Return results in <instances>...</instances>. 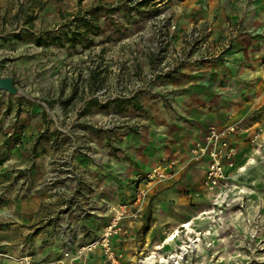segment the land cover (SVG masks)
Wrapping results in <instances>:
<instances>
[{
    "label": "crops",
    "instance_id": "0c3cea01",
    "mask_svg": "<svg viewBox=\"0 0 264 264\" xmlns=\"http://www.w3.org/2000/svg\"><path fill=\"white\" fill-rule=\"evenodd\" d=\"M99 2L108 1L79 0L75 9L77 12H88ZM173 3H177L180 12L175 16L174 48L184 49L186 33L194 27H201L210 30L206 38L207 50L194 51L186 64L159 81L156 86L159 94L146 93L139 100L109 107L115 111L119 108L124 115L133 117L137 126L110 137L115 150H110L105 159H100V156L94 162L80 159L84 162L79 161L74 166L77 171L92 174V181H82L77 188L67 182L51 186L46 183V178L54 165H47V161L44 165L0 167V173L6 170L13 172L11 181L0 176V223H12V232L18 234L17 241H0V249L8 251L0 253V256L19 258L29 255L35 264L57 261L79 264L62 257V235L66 226L73 224L69 221L73 207L66 204L69 199L75 196L82 205V215L80 212L79 216L85 217L82 221L84 229L78 243L84 245L93 237L92 231L97 232L100 228V218H104L100 213L101 201L114 205L126 201L128 195H133L137 189L128 193L131 189L124 187L119 198L115 188L102 193L100 173L124 171L123 179L128 180L132 174L141 173L138 178L143 179L153 167L161 165L171 177L157 185L151 183L147 186L150 193L144 218L136 223H125L128 235L114 236L111 240L120 264H139L141 255L148 254L171 230L181 228L185 221L198 217L194 208L189 207L186 193L192 189L203 190L204 169L200 165L189 164V158L194 143L199 141L206 129L215 124H232L234 120H244L254 113L251 128L258 126L264 130V0H173ZM62 6V2L56 4L54 0H42L37 8H31L33 16L39 14V18L29 25H34L35 29L41 24L51 23V18L59 13L66 15ZM13 7L11 0H0L3 10L0 19H3L6 10ZM96 19L97 34L87 39L92 43L106 27L105 18ZM226 41H231L230 47L221 53L220 48ZM40 110L36 105L32 107L31 112L36 113V119L32 120L40 117ZM44 141L38 146L29 145L28 149L35 154L42 151V147L46 149V155L51 154L50 138L49 142ZM234 141L238 155L235 167L228 174L231 189L222 194L228 202L223 217L230 218L232 223L222 222L219 246L214 245L212 237L206 240L205 251L208 253L205 252L203 264H208L210 257L212 259L211 249L214 247L219 248L221 254L211 264H233L240 260L238 256L241 254L245 255L243 260L251 258L252 264L254 260L264 261V143L260 141L257 149H251L250 153L244 136L237 135ZM117 148L119 151L114 152ZM172 161L178 163L173 168L170 167ZM250 167L253 174L251 189L246 181V171ZM9 184L14 191L1 194L2 187L10 188ZM138 187L144 188L145 182L141 180ZM235 187H244L246 192L238 194ZM76 192L78 195H75ZM213 198L214 194L205 193L193 200L209 205ZM232 202H237L236 210L230 206ZM251 202L254 204L249 206ZM215 206L211 203L207 207L215 212ZM103 221H108V214ZM204 229L205 234L213 232L211 227L205 226ZM195 230L197 232L198 229ZM230 233L235 236L232 241ZM189 256L184 257V262L196 260ZM2 264L9 262L3 260ZM88 264H106L100 250L89 255Z\"/></svg>",
    "mask_w": 264,
    "mask_h": 264
},
{
    "label": "rangeland",
    "instance_id": "374dc122",
    "mask_svg": "<svg viewBox=\"0 0 264 264\" xmlns=\"http://www.w3.org/2000/svg\"><path fill=\"white\" fill-rule=\"evenodd\" d=\"M11 1L14 7L6 10L3 19H0V75L11 77L20 93L11 96L0 91V167L3 165H44L47 161V165H54L50 171L54 174L51 186L65 185L64 183L67 182L77 188L82 181L92 179V174L84 170L80 172L76 167L74 168L79 164V161L84 162L80 159L90 162H94L99 156L100 159H105L110 150L114 149L111 146L114 142L110 141V137L116 136V134L120 135L125 130L137 126L133 117L124 115L119 108L115 111L109 107L114 104L139 100L146 93L155 96L159 94L156 90L158 82L169 77L157 78L155 81L148 80V76L154 70V62L162 60L161 52L164 46L160 40L162 37L160 33L166 29L170 21L176 24L175 16L180 13L177 3H173V0H149L141 7H137L136 4L142 0H107L108 2L96 3L88 10V13L96 15L97 18H105L103 21L106 27L104 26L102 33H98L100 36L94 43L87 41V39H92L91 36H94L88 34L89 36L85 38L84 42H76L73 47L70 38L84 30L80 17L86 18L85 15H89L87 12H77L75 7L79 0H54L56 4L63 3V12L67 14L63 16L59 13L58 16L51 18V23L46 22L47 25L42 26L41 24L35 29H33V24V27L29 24L38 19L39 14L33 16L31 8H37L42 0ZM113 8L116 10L110 12ZM2 12L3 10L0 8V14ZM12 13L15 14L11 15ZM80 14L81 16L78 17ZM163 14L165 18L167 15H171L165 20L164 25L160 19ZM228 44H231V41ZM147 83L148 87L145 85ZM105 87L109 88L105 99L123 92L130 98H116L115 100L94 98L95 94ZM46 103H51L52 106L48 107ZM35 105L41 108L38 113L40 117L37 120H32L36 119V113L31 112ZM93 109L99 110V112H94ZM254 119V113L253 115L251 113L244 120H234L238 129L237 135L244 136V142L249 143L250 153H252L251 149H257L258 146V144L251 143V137L256 129L251 128ZM262 136H264V132H262ZM262 136L260 141L264 143ZM49 138L51 154L46 155L44 152L46 149L42 147L40 148L42 151L35 154L28 149L29 145L38 146L42 144L43 140L49 142ZM117 151H119L118 148L114 152ZM250 169L251 167L246 171L248 173L246 181L251 189L253 174ZM133 171H128V173L132 174ZM12 173V171L6 170L1 172L0 176L4 180L11 181ZM100 175L103 182L102 193L109 188H115L117 198L122 195L124 187L131 189L128 191L130 193L134 188H139L141 180L143 182L142 178H138L141 173L132 174V178L129 180L123 179L125 173L119 170L115 172L107 170L101 172ZM157 184L159 183L155 185ZM9 187H2L1 194L14 191L12 185L9 184ZM148 193L150 191L147 192L142 216L135 221L123 220L117 237L128 235L125 223H136L144 218ZM205 193L207 192L197 189L186 193V199L190 202L189 207L194 208L197 216L205 211H210L207 206H211V203L216 205V210L201 216L194 223L193 228L198 230L196 234H192V238L199 239V241L196 243V247L192 248L184 257L190 255L189 258L193 256L196 260L192 263L183 260L181 264H203L205 252L208 253L205 251L206 240H210L212 237L213 242L216 243L214 245L219 246L223 223L228 221V225L232 223L230 218L223 217L224 211L228 207V202L224 200L223 196L217 201L213 198L211 202L209 201V205L206 202L193 200ZM223 193H225L224 190ZM75 195L78 193L76 192ZM131 198L132 193L128 195L126 201ZM69 200L66 204L73 207L71 208L72 214H69L72 215L69 217V221L73 224L66 226L62 241L66 236L71 237L75 244L81 246L78 240L84 229L82 221L85 218L79 216L82 205L75 196ZM118 203H122V201L116 204ZM116 204L109 206L106 202L101 201L100 213L104 215V218L106 214L109 216L110 207ZM231 204L233 210L238 208L236 207L237 202ZM252 204L254 203H249V206ZM64 210L67 211L68 207ZM104 218H100V228L97 232L92 231L93 237L88 243L99 236L102 227L106 224L103 221ZM202 218L203 220H201ZM149 224H151V219ZM205 226L211 227L213 232L205 234ZM11 228L12 223H0V241H4V239L17 241L18 234L12 232ZM179 230L178 246L184 245L183 243L189 245L186 233L183 232L184 228L181 227ZM173 231L171 230L168 235ZM230 234L232 241L235 236L233 233ZM117 241L116 239L115 242ZM216 247L211 249L212 259L210 257L208 264L215 262L216 257L221 254V250ZM177 248L175 250H178ZM97 250L99 249L92 253ZM7 252L0 249L1 254ZM170 252V249L163 250L160 255L167 257ZM115 254L117 255V253ZM146 254L143 253L141 257L148 255ZM238 257L240 260L234 261L233 264H252L251 258L243 260L245 257L243 254ZM3 260L8 261L9 264L11 262L18 264L17 258L11 255L10 257L5 256V258L0 256V264L3 263ZM254 261L253 264H264V261ZM139 264H141V260Z\"/></svg>",
    "mask_w": 264,
    "mask_h": 264
},
{
    "label": "built area",
    "instance_id": "2783aa9c",
    "mask_svg": "<svg viewBox=\"0 0 264 264\" xmlns=\"http://www.w3.org/2000/svg\"><path fill=\"white\" fill-rule=\"evenodd\" d=\"M168 14V13H167ZM171 14V13H170ZM163 14L160 19L162 24L171 15ZM210 30L201 27H194L186 33L184 38V49L174 48L173 39L176 33V24L170 21L160 33L161 42L163 44V51L161 52L162 60L154 62V70L148 76L149 81H155L157 78L168 77L174 74L180 67L186 64L190 59V54L194 51L207 50V34ZM229 44L226 41L220 48L223 53ZM148 87V83L145 84ZM109 88L105 87L99 90L94 98L105 99L109 93ZM130 98L123 93L111 95L105 100H115ZM263 130L256 127L251 137V143L258 144L261 140ZM238 134L237 125L215 124L211 125L203 133L199 141H196L190 150L189 164L200 165L204 169V178L201 182V187L204 191L214 196L215 201L222 199L223 190L227 191L230 188L228 174L235 167L237 158V145L234 138ZM178 163L176 161L170 162V167L173 168ZM53 173L48 172L46 183L51 185L53 181ZM173 175V174H172ZM171 177L163 166L157 165L153 167L143 178L145 182L144 188H138L134 191L131 200L118 203L110 207L108 221L102 227L99 236L92 242L85 245H77L72 241L71 237H65L63 243V260L77 261L79 264H87L89 255L96 249H99L105 258L107 264H119L117 255L111 246V240L118 235L121 230L123 220L135 221L142 216L144 203L147 198V186L151 183H161ZM214 201V202H215ZM18 264H35L32 257L25 255L17 258ZM39 264H63L62 261L53 263L42 262Z\"/></svg>",
    "mask_w": 264,
    "mask_h": 264
},
{
    "label": "bare ground",
    "instance_id": "6f19581e",
    "mask_svg": "<svg viewBox=\"0 0 264 264\" xmlns=\"http://www.w3.org/2000/svg\"><path fill=\"white\" fill-rule=\"evenodd\" d=\"M238 190V194L245 193L246 189L244 187H235ZM213 211H205L202 214H199L198 217H193L192 219L185 221L182 223L181 227L184 228L189 245L183 243L184 245L178 246V250L173 249V247L177 246V242L179 240L180 230L176 228L173 233L162 239V242L151 248L150 252L147 256L141 259V264H181L184 260V256L186 253H189L190 250L196 247V243L199 241L192 238V234H196V230L193 228V225L196 220L200 219L203 215H208ZM203 220V218L201 219ZM171 249L170 254L167 257H163L160 255V252L163 250Z\"/></svg>",
    "mask_w": 264,
    "mask_h": 264
},
{
    "label": "trees",
    "instance_id": "16d2710c",
    "mask_svg": "<svg viewBox=\"0 0 264 264\" xmlns=\"http://www.w3.org/2000/svg\"><path fill=\"white\" fill-rule=\"evenodd\" d=\"M80 2H81V0H80ZM147 2H149V0H142L141 2L137 3L136 6L141 7V6L145 5ZM115 10H116V8H113L110 10V12H113ZM81 14L78 17H80ZM87 14H89V13L87 12ZM85 16H86V18L80 17L81 22H82V26L84 29L83 32L82 33H76V35H74V36H72V38H70V42H71L73 47L75 46L76 42H81V39L85 38V36H88V34H93V35L97 34L98 27L96 25L97 24L96 15L89 14V15H85ZM91 31H93V32H91ZM46 105H48V107L52 106L51 103H46Z\"/></svg>",
    "mask_w": 264,
    "mask_h": 264
},
{
    "label": "water",
    "instance_id": "95a60500",
    "mask_svg": "<svg viewBox=\"0 0 264 264\" xmlns=\"http://www.w3.org/2000/svg\"><path fill=\"white\" fill-rule=\"evenodd\" d=\"M0 91L6 92L8 95L16 96L20 93L11 77L0 75Z\"/></svg>",
    "mask_w": 264,
    "mask_h": 264
}]
</instances>
